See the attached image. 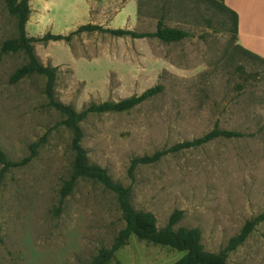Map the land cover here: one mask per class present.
Returning a JSON list of instances; mask_svg holds the SVG:
<instances>
[{"label":"rangeland","instance_id":"374dc122","mask_svg":"<svg viewBox=\"0 0 264 264\" xmlns=\"http://www.w3.org/2000/svg\"><path fill=\"white\" fill-rule=\"evenodd\" d=\"M223 0H30L27 36L67 35L91 23L153 32L157 22L186 30L179 42L80 32L69 41L33 42L41 63L57 67L56 99L80 110L160 84L161 93L122 113L90 115L82 145L89 161L132 189L135 208L163 227L175 210L178 226L197 227L206 251L217 252L264 208V64L243 53L219 6ZM17 36L16 18L0 0V148L10 160L36 155L0 181V264H88L110 247L124 222L115 195L80 179L60 201L71 169L70 133L47 104L45 78H9L26 62L2 52ZM215 125L241 133L168 153L137 166L131 159L200 137ZM183 252L135 236L107 264H172ZM264 264V222L227 260Z\"/></svg>","mask_w":264,"mask_h":264},{"label":"trees","instance_id":"16d2710c","mask_svg":"<svg viewBox=\"0 0 264 264\" xmlns=\"http://www.w3.org/2000/svg\"><path fill=\"white\" fill-rule=\"evenodd\" d=\"M29 1L4 0L8 12L16 18L17 36L4 40L1 45V51H22L26 55V62L14 70L9 78L10 82L15 83L33 74L43 76L45 78L43 92L47 104L60 114L61 120L58 122V125L70 133L69 149L72 153L71 169L59 189L60 201L72 192L80 179L93 180L115 195L118 208L121 212V218L124 222L123 227L115 235L111 246L99 248L88 264H107L115 260V252L125 245L131 236H135L139 240L151 244L167 246L183 252V255L172 264H228L229 254L236 250L248 238L259 223L264 222V208L256 216L247 219L239 232L230 237L224 247L217 252L206 251L201 243V232L199 228L186 226L176 227V224L182 217L180 210L173 211L165 226L159 228L156 224L155 216L151 212L137 209L133 206L131 186H126L113 180L105 168L91 163L87 151L82 145L84 136L82 123L90 115L127 112L161 93L163 86L157 84L147 88L140 94L125 97L117 101L91 102L82 109L76 110L72 105L56 99L54 86L57 67L41 63L33 47V42L36 41H69L73 35L80 32L101 31L117 37H155L165 43L179 42L186 38L189 33L181 28L170 27L163 23L162 20H159L153 32H137L124 28H105L101 25L87 23L78 26L67 35L46 32L41 37H32L27 36L25 31V24L30 13ZM219 6L229 17V25L236 39L237 13L227 7L224 1ZM239 48L246 55L264 64V58L243 47ZM238 136H241L240 132L222 129L218 125H215L211 131L200 137L175 143L168 148L157 150L151 155L132 158L128 170L129 175L131 177L133 176V171L137 166L157 162L168 153H176L185 149L198 147L217 137L231 138ZM41 141L32 143L29 147L30 153L22 159L15 161L8 159L6 153L0 148V181L12 168L27 164L36 155Z\"/></svg>","mask_w":264,"mask_h":264},{"label":"crops","instance_id":"0c3cea01","mask_svg":"<svg viewBox=\"0 0 264 264\" xmlns=\"http://www.w3.org/2000/svg\"><path fill=\"white\" fill-rule=\"evenodd\" d=\"M238 16L236 41L264 58V0H223Z\"/></svg>","mask_w":264,"mask_h":264}]
</instances>
